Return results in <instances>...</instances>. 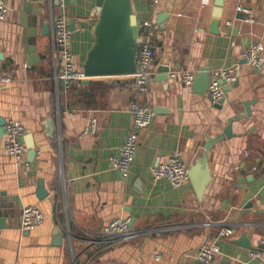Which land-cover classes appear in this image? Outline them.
I'll list each match as a JSON object with an SVG mask.
<instances>
[{
    "label": "crops",
    "instance_id": "crops-1",
    "mask_svg": "<svg viewBox=\"0 0 264 264\" xmlns=\"http://www.w3.org/2000/svg\"><path fill=\"white\" fill-rule=\"evenodd\" d=\"M95 1L67 0L73 31L69 46L78 68L94 41ZM215 1L159 3L157 17L167 16L156 21L145 99L154 115L149 126L138 130L136 154L124 179L109 158L132 124L133 80L95 77L81 87L64 88L55 77L57 0L31 2L37 32L46 25L48 33L37 37L39 61L28 65L22 0H8V14L0 22V77L10 72L12 82L0 81V118H18L26 129L24 145L32 135L36 153L30 155L26 148L20 161L8 156L3 127L0 264H198V248L224 227L233 233L220 240L214 264H264V65L256 70L241 58L254 42L264 47V0H223L219 17ZM133 3L141 19L149 16L150 0ZM238 5L252 10L253 23L244 21ZM236 62L241 69L225 90L221 108L211 103L207 91L196 93L179 77H170L181 70L197 75L206 69L209 74ZM245 102H251L250 115ZM90 119L96 121L95 132L81 136ZM177 152L189 168L206 153L211 180L201 201L189 179L179 188L153 180L152 168ZM40 180L48 192L42 199L37 196ZM25 206L45 216L29 232L20 227ZM114 218L130 220L131 238L102 234ZM241 238L252 248L238 244ZM254 249L262 250L261 259L248 257Z\"/></svg>",
    "mask_w": 264,
    "mask_h": 264
},
{
    "label": "built area",
    "instance_id": "built-area-1",
    "mask_svg": "<svg viewBox=\"0 0 264 264\" xmlns=\"http://www.w3.org/2000/svg\"><path fill=\"white\" fill-rule=\"evenodd\" d=\"M61 13L53 20V39L55 49L56 79L62 83L64 88L81 87L89 79L86 77L81 68H78L70 42L73 31L68 24L66 9L67 0H57ZM161 0H150V13L140 23V36L138 40L137 52V71L130 77L135 87V96L129 105V113L132 116V124L129 128L123 143L118 148L116 155L109 158L111 167L118 171L124 179L128 177L130 168L137 150L138 130L149 126L154 115L153 110L146 102L149 91V81L153 74V56L152 40L156 30V18L158 15V5ZM237 12L244 15V21L247 23L254 22L252 10L245 5H238ZM9 11L8 0H0V22L3 21ZM230 24V22H227ZM264 47L261 42H254L241 54V58L254 68L261 69L264 65L262 52ZM241 69V63L224 66L211 71L208 74L209 83L207 96L212 104H219L225 98V87L231 86L236 80ZM171 78H180L185 87H191L196 74L192 71L181 70L178 73H171ZM0 81L9 85L12 82L10 72H4ZM4 151L15 161H20L26 153V147L23 137L26 129L22 122L15 117H9L4 126ZM96 130V121L90 119L87 122L81 136L92 134ZM255 170V168L253 169ZM189 167L182 160L180 153H175L169 159L152 168L153 180H166L172 187L179 188L188 181ZM44 214L34 206H25L21 211L20 227L22 231H32L43 223ZM233 229L229 227L221 228L215 239L203 243L195 253L198 264H214L215 258L221 253L220 240L232 235ZM102 234L107 237L129 239L133 236L130 230V220L128 218H114L108 221L102 227ZM262 250L254 249L248 252L250 259H261Z\"/></svg>",
    "mask_w": 264,
    "mask_h": 264
},
{
    "label": "water",
    "instance_id": "water-1",
    "mask_svg": "<svg viewBox=\"0 0 264 264\" xmlns=\"http://www.w3.org/2000/svg\"><path fill=\"white\" fill-rule=\"evenodd\" d=\"M36 1V0H34ZM32 0H22L21 5V26L23 30L22 41L26 44L25 52L27 64L32 65L39 61L37 53V37L46 35V25L43 32H37L38 18L36 8L31 6ZM223 7V0L215 1V15L220 16ZM26 13L32 14L26 17ZM96 19L93 27L94 41L87 50L84 59L80 63L84 75L89 79L95 77H115L130 76L137 71V52L138 40L140 36L141 18L136 14L133 0H96L95 10ZM167 15L157 17V23H160ZM4 60L3 54L0 52V63ZM209 77L206 69H202L197 73L192 88L196 93H205L208 89ZM228 90L229 87H225ZM251 102H245L247 114L250 115ZM218 108L222 107V102L217 104ZM234 119L228 121L227 128L224 132L226 136L230 135L231 124ZM5 125L4 118H0V138L3 137V127ZM216 138L213 140L215 141ZM26 148L30 155H34L36 150L32 135L26 136ZM214 141H209L206 149L212 147ZM188 179L198 198L202 197L211 180V174L207 164L206 153L189 168ZM43 180L38 182V198L42 199L47 196L48 192L44 188ZM1 225V224H0ZM1 227V226H0ZM238 244L252 248V246L241 238L236 240ZM263 247V246H262Z\"/></svg>",
    "mask_w": 264,
    "mask_h": 264
}]
</instances>
